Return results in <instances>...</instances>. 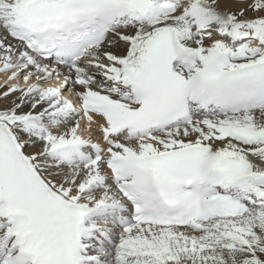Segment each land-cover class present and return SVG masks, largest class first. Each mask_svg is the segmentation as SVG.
Instances as JSON below:
<instances>
[{
    "label": "snow or ice",
    "instance_id": "6c2138e0",
    "mask_svg": "<svg viewBox=\"0 0 264 264\" xmlns=\"http://www.w3.org/2000/svg\"><path fill=\"white\" fill-rule=\"evenodd\" d=\"M0 264H264V0H0Z\"/></svg>",
    "mask_w": 264,
    "mask_h": 264
}]
</instances>
